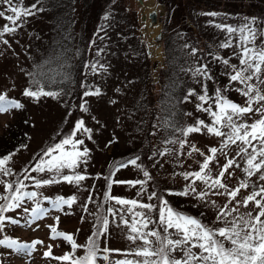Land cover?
Masks as SVG:
<instances>
[{
  "label": "rangeland",
  "instance_id": "obj_1",
  "mask_svg": "<svg viewBox=\"0 0 264 264\" xmlns=\"http://www.w3.org/2000/svg\"><path fill=\"white\" fill-rule=\"evenodd\" d=\"M33 4L39 10L33 9L34 15L17 21L20 26L15 32L0 37V95L5 96V101L0 104L6 108L0 112V158L14 153L6 165L11 174L4 176L0 173V195L8 194L5 187L8 181L13 182V190L18 181H23L25 187L22 191L36 192L37 195L24 197L20 207L4 214L18 223L5 221L0 239L7 236L20 244L43 243L36 244L30 253L0 245V264H70L44 256L49 245L54 256L72 252L70 242L62 237L51 238L48 226L73 235L76 243L82 246L75 250V258L86 254L94 226L102 227L98 217L107 218L109 223L106 233L98 238L101 251L97 253V264L142 259L132 254L124 255L143 246L141 240L133 242L128 239L130 229L120 219L123 212L124 219L131 223L132 214L126 211L130 206H122L109 197L134 199L157 207L161 203L157 197H162L174 210L214 227L225 226L224 219H217L222 209L231 213L226 217L229 221L240 216L247 219L246 213L255 215L259 211L253 202L247 207L242 203L253 190L264 185L259 172L248 177L244 171L247 155L237 153L247 145L237 141L221 148L225 137L208 133L206 129L185 136L181 130L193 126L197 120L212 123L213 118L197 105L203 103V107L208 108L211 104L212 110L217 111L214 103L217 89H221L222 95L229 100L240 105L245 103L246 97L237 91L244 85L230 80L232 65L242 67L241 34L229 33L218 25L238 29L251 24L257 31L264 29V0H109L101 4L98 0H22L21 7L30 8ZM95 6L100 9V14ZM153 7L157 11L154 32L148 28L151 24L147 14ZM0 9L6 15L11 14L5 5H0ZM5 24L12 26L6 18L0 17V29ZM156 31H160L159 42L154 40ZM60 34H66L67 39L72 37V42L55 41ZM225 43L231 46L222 47ZM262 43L264 36H257L255 45L259 47ZM153 46L157 51H153ZM81 56L85 57V65L83 74L78 75L77 63ZM225 59L229 61L228 65L223 63ZM205 66L206 75L194 74L196 69ZM54 67L67 69L63 76H72L81 83L74 86L73 92L60 89L54 92L58 93L55 96L35 98L24 95V89L39 83L38 76ZM160 69L164 76L158 80ZM260 76L264 79V72ZM249 83L264 90V84L255 77ZM97 89L98 95H84L85 92L95 93ZM43 90L48 92L46 88ZM205 91L212 99L201 102L198 97ZM16 103L20 107H16ZM81 104L87 111L80 107ZM259 116L260 113H251L240 119L251 123ZM80 119L92 131L90 134L77 132L73 139L84 141L78 148L81 151L87 148L88 155L75 170L64 169L63 173L75 171L85 175L86 179L79 185L65 181L43 184V180L54 175L47 170H33L44 149L68 136ZM173 121L175 124L169 125L167 134L164 128ZM221 131L228 132V129L221 126ZM13 136L17 138L16 145L11 142ZM181 141H186L183 147ZM253 143L260 147L257 142ZM192 145L199 152L193 151ZM70 147L65 146L66 149ZM212 147L218 151L209 162L211 177L217 176L227 160L235 161L222 178L227 190L196 181L193 186L197 193H207L203 199L192 192L179 195L192 183L191 178L185 180L181 173L198 171L205 157L212 155L209 151ZM248 151L252 152V148L249 147ZM132 158L136 159V165L117 166L111 172V180L108 179V165L127 163ZM145 172L148 176L144 175ZM26 176L30 178L25 179ZM137 180L143 183L116 182ZM241 180H247L249 187L242 188L232 199L228 191L237 187ZM37 181L41 182L39 186ZM152 193L156 196L149 199ZM71 196L76 197L71 206H54L57 197L67 199ZM37 204L40 211L33 213ZM109 208L116 211L115 216L108 211ZM234 208L237 210L231 211ZM134 211H143L153 220L144 231L155 229L164 234L162 225L156 223L157 209L137 206ZM168 232L172 238H177L174 229ZM150 239L155 242L154 237ZM104 248L121 251L105 253ZM105 255L107 260L103 258ZM173 255L179 258L182 252L176 251Z\"/></svg>",
  "mask_w": 264,
  "mask_h": 264
},
{
  "label": "snow or ice",
  "instance_id": "obj_2",
  "mask_svg": "<svg viewBox=\"0 0 264 264\" xmlns=\"http://www.w3.org/2000/svg\"><path fill=\"white\" fill-rule=\"evenodd\" d=\"M21 4L22 0H16L15 3L14 0H0V5L7 6V10L11 13L10 15H6L5 11L0 9V17L6 18L12 25H3L2 29H0V37L5 33L15 32L16 28L20 26L17 21L21 20L23 17L34 15L33 9H36L35 4L31 5L30 8H22ZM212 15H216V13H212ZM218 27L225 28L229 33L239 32L241 34L240 41L242 52L240 55V65H242V67L237 68L236 65H232L233 74H230V80L239 81L241 85H244L243 88H239L237 91L241 92V94L246 97L245 103L243 105L237 104L223 96L221 89H217L214 100L218 109L217 111L212 110L211 104L208 108H204L203 103L197 105L198 109L207 112L213 118L212 123L205 124L203 120H197L193 126H189L181 131L183 135L187 136L189 133L201 132L202 129H206L208 133L225 137L221 148L226 147L229 143L235 144L237 141L247 145V147H241L237 153L238 155L241 153L247 155V168H245L244 171L248 177H252L259 172V179L264 180V90H261L256 84L249 83V81L253 80L255 77L260 84H264V79H261L260 76V74L264 72V43L259 47L255 45L257 36H264V29L257 31L251 27V24H245L238 29L227 25H218ZM3 42L7 43L6 40ZM249 45H251V47ZM230 46L231 45L228 43L222 45V47ZM223 63L228 65L229 61L225 59ZM95 67L96 66L93 65V69H95ZM194 74L206 75V66L196 69ZM24 94L35 98L58 95V93L54 92H45L43 88H40L38 85L36 91L26 89ZM98 94V89L95 93H84L85 96ZM198 99L201 102H207L212 98L209 97L205 91L204 94L199 95ZM3 101H5V96L0 95V102ZM254 105L258 106L254 107ZM15 106L20 107L18 103H16ZM80 107L87 111L84 104H81ZM3 111H6V108L3 104H0V112ZM251 113H260V116L251 123L240 119ZM238 120H240V122H237ZM221 126L226 127L228 132L221 131ZM81 131L85 134H90L92 131L85 127L82 119L76 121L75 128L68 136L54 146L48 147L43 152L42 157L33 170L40 172L47 170L54 173L50 179L43 180V184L65 181L70 184L75 183L79 185L81 181L86 179L85 175L75 171H73L72 174L63 173L64 169L75 170L82 159L88 155L87 148H84L82 151L78 148V145H83L84 141L82 139H73L77 132ZM88 138L91 139V136L88 135ZM254 141L260 145L259 148L253 143ZM184 143H186V141L180 142L181 147L184 146ZM66 145H70L71 147L66 149ZM249 147L252 148V152L248 151ZM192 150L199 152V149L196 148L195 145H192ZM209 151L212 155L205 157L198 171L181 173L185 180L191 178L192 183L187 185L183 192L178 193L179 195H188L189 192H192L203 199L207 193L204 191L197 193L196 188L193 186L196 181H203L211 188L219 187L227 190L228 186L222 182V178L225 176L228 169L235 164V161L233 159L227 160L222 166V170L213 178L209 174L210 170H208V166L209 162L215 158L218 149L212 147ZM13 155L14 153H9L0 158V173L4 176L11 174V170L7 168L6 165L8 161L12 159ZM189 155H191V152ZM201 155H203V153H201ZM44 157H48V159H44ZM128 164L136 165V159H130L127 163H120L118 167L124 168L127 167ZM236 166L239 167V165ZM206 170H208V172H206ZM144 175L148 176V173L145 172ZM111 176L112 174L110 173L108 177L109 180H111ZM29 178L30 177L27 176L25 177V179ZM116 182L128 183L130 185L143 183L139 180ZM40 183V181H37V186H39ZM17 184L18 186L13 190L12 183H5V187L9 191V194L0 195V200L4 201V203H0V230L4 229L5 221L18 223V221L12 219V217L4 215L5 213L20 207L24 197L33 198L37 195L36 192L22 191L25 187L23 181H18ZM109 187H111V184ZM248 187L249 182L247 180H241L237 187L228 191V196L235 199L242 188ZM154 196H156V193H152L149 199H152ZM258 196L260 199H257ZM157 198L161 201L159 207L152 204H141L134 199L126 200L118 197H109V199L116 200V202L122 206H130L127 207L126 211L132 214L131 223H129V220L124 219L123 212H121L120 219L122 223L127 225L130 229V234L128 236L129 240L133 242L136 240L143 241L142 247L133 249L130 253H124V255L132 254L142 259L116 260L114 264H264V219H262V217H264V185H260L258 190H253L242 201L245 207H247L250 202H253L259 211L256 212L255 215H253L252 212L246 213L247 219H245L244 216H240L229 221L226 217L231 215V213L224 212L222 209L217 219H224V227L206 225L199 219L174 210L168 205V201L164 200L162 197ZM75 200V196L68 197L67 199L64 197H57L54 206H71ZM237 203L241 202L238 201ZM137 206L147 210L157 209L158 220L156 223L162 225L164 234L155 229L144 231V229L148 228L149 224L153 223V220L143 211H134ZM225 207H227V205ZM85 210H87L86 206ZM236 210L237 209L234 208L231 211ZM25 211H27V209H25ZM32 211L33 213H39V204H37V207L32 209ZM108 211L111 212L113 216L116 215L114 209L109 208ZM97 219L98 222H102L104 231L101 232L97 230L93 233V236L88 238V247L85 255L74 258L73 254L75 250L82 246L76 243L72 234L57 231L56 227L49 225L51 238L56 239L57 237H62L64 240L70 242L72 252H65L61 256H54L52 246L49 245L48 250L44 252V256L51 257L58 261H68L70 264H97V253L101 251L98 238L106 233L109 223L107 218L98 217ZM56 220L58 222L59 217H57ZM169 229L175 230L177 238H172V234L168 232ZM150 237H154L155 242L150 239ZM38 243H43V241H34L32 244H20L7 236L0 239V245H8L18 251L29 253ZM194 248L199 249V251L194 252ZM102 251L108 253L120 252L121 250L104 248ZM176 251H181L182 256L179 258L174 256L173 253ZM103 258L107 260L108 256L105 255Z\"/></svg>",
  "mask_w": 264,
  "mask_h": 264
},
{
  "label": "trees",
  "instance_id": "obj_3",
  "mask_svg": "<svg viewBox=\"0 0 264 264\" xmlns=\"http://www.w3.org/2000/svg\"><path fill=\"white\" fill-rule=\"evenodd\" d=\"M105 1H108L109 0H98V3H105ZM99 11L98 13L100 14L101 11L100 9L95 6ZM54 9L56 10V6L54 5ZM183 29H184V25H183ZM64 38V39H63ZM68 37H66V34H64L63 36L60 34L58 36V38L55 40V41H58L59 43L63 42L65 40L66 44L68 42H72V37L70 39H67ZM79 38V37H78ZM68 40V41H67ZM81 44L80 42V39H78V45ZM83 45V44H82ZM84 46V45H83ZM83 49V48H82ZM82 49H80L79 51L81 52ZM164 49H165V45H164ZM78 67H79V71H76L78 73V75H82L83 74V68H84V65H85V57L81 56L79 59H78V63H77ZM55 69H52L50 72L48 73H42L40 76H38L40 82L39 83H35V84H32V85H29L28 88L26 89H30L32 91H36L37 89H34V88H37V85L40 87L42 86L43 88H46L48 92H56L57 90H64V92H69V90L72 91V89L74 88L75 85L77 84H80L81 82L78 80V79H73L72 76L70 77H66L63 76L64 73H67V69H62V68H58L57 67H54ZM163 68V67H162ZM158 80L159 79H162L163 76H164V73H163V70L160 69L159 70V75H158ZM30 81L33 82V80L30 78ZM153 84V82H152ZM152 84L150 86H152ZM23 90V92H25V90ZM73 92V91H72ZM23 95V94H22ZM25 95V94H24ZM76 98H78V95H74ZM173 117V116H172ZM175 117H173V120H174ZM168 120V119H167ZM176 120V118H175ZM173 125L175 124V121L173 122H169L167 125H166V128H164V131L167 132V134H169V125ZM171 125V126H172ZM65 136H62L61 138H64ZM17 141V138L16 136H13L12 139H11V142L13 143V145H16L17 143H15ZM55 144V142L53 143ZM47 148L44 149V151L46 150ZM0 156H1V152H0ZM133 159V158H132ZM122 162H119V163H113L111 165H108L106 169H108V175L115 171L116 170V167ZM105 169V171H106ZM18 179V176L16 178V180ZM7 183H10V181H8ZM13 184V182H11ZM14 186V185H13ZM106 189H108V185H106ZM8 190H6L7 192ZM8 194H9V191H8ZM6 194V195H8ZM4 203V202H3ZM196 219H198L197 217H195ZM97 227V230H101L103 231V228L101 227V225H95L94 228H93V231H92V234L94 233V229ZM98 256V255H97ZM98 262V260H97Z\"/></svg>",
  "mask_w": 264,
  "mask_h": 264
},
{
  "label": "water",
  "instance_id": "obj_4",
  "mask_svg": "<svg viewBox=\"0 0 264 264\" xmlns=\"http://www.w3.org/2000/svg\"><path fill=\"white\" fill-rule=\"evenodd\" d=\"M141 1V0H139ZM148 22L149 24H154L156 23L157 21V11H156V8H151L149 11H148ZM154 40L155 41H160V31H156L155 35H154Z\"/></svg>",
  "mask_w": 264,
  "mask_h": 264
},
{
  "label": "bare ground",
  "instance_id": "obj_5",
  "mask_svg": "<svg viewBox=\"0 0 264 264\" xmlns=\"http://www.w3.org/2000/svg\"><path fill=\"white\" fill-rule=\"evenodd\" d=\"M147 6H149V5H147ZM149 25H150V24H149ZM150 26H151V27H148L149 30L151 29L152 32H154V31L156 30L155 24H151ZM152 49H153V51H157V47H156V46H153Z\"/></svg>",
  "mask_w": 264,
  "mask_h": 264
}]
</instances>
